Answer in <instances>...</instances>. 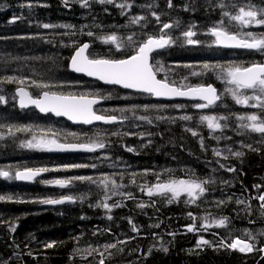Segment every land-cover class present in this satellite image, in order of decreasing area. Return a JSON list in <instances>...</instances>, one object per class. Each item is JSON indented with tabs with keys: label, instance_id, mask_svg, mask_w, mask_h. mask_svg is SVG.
<instances>
[{
	"label": "trees",
	"instance_id": "16d2710c",
	"mask_svg": "<svg viewBox=\"0 0 264 264\" xmlns=\"http://www.w3.org/2000/svg\"><path fill=\"white\" fill-rule=\"evenodd\" d=\"M248 5L264 9V0H172V7L168 0H0V81L25 80L0 83V170L13 176H0V196L6 198L0 200V264H99L101 253L104 264H264V201L258 199L264 194V135L242 128L247 121L238 119L264 112L237 104L226 91L234 86L221 78V67L264 64V50L224 49L211 34L222 20L242 38L264 33V26L241 27L223 16ZM135 17L144 19L132 23ZM164 24L172 27L162 30ZM189 30L198 43H187L183 33ZM110 35L117 36L121 49L104 42ZM160 35L174 43L154 54L159 77L185 88L214 83L221 97L216 105L201 109L196 102L157 101L69 69L85 42L92 58L123 59L134 54L129 36L139 44ZM32 81L53 87L40 89ZM19 87L34 96L50 90L101 97L96 111L120 121L86 127L21 109ZM185 115L191 119H182ZM204 115L217 117L222 127L209 129L200 120ZM34 137L98 141L105 147L58 155L23 146ZM26 168L48 171L33 183L17 181L15 172ZM78 176L97 183L74 179ZM104 177L120 187L105 188L99 184ZM57 179L71 183L65 189L49 183ZM172 180L201 183L205 192L194 203L187 194L171 203V194L148 195V188ZM62 196L73 200L61 206L42 203ZM225 217L224 226H217ZM189 226L196 230L188 231ZM235 239L253 250L228 248ZM201 240L210 243L198 246ZM112 244L116 247L106 250Z\"/></svg>",
	"mask_w": 264,
	"mask_h": 264
},
{
	"label": "snow or ice",
	"instance_id": "6c2138e0",
	"mask_svg": "<svg viewBox=\"0 0 264 264\" xmlns=\"http://www.w3.org/2000/svg\"><path fill=\"white\" fill-rule=\"evenodd\" d=\"M104 2V0H101ZM111 2V0H109ZM87 3V0H85ZM168 6L172 7V0H168ZM123 7V5H121ZM223 7V5H221ZM235 7V5H233ZM153 16L159 21L160 17L153 12ZM223 16L227 17L229 23L236 22L241 27H248L251 25L264 26V9H257L253 5L241 6L235 14H231L227 11L223 12ZM144 19V17H135L132 23H138L139 20ZM224 21L220 22V26L213 27L211 29V34L216 38L218 44H222L227 47H239L255 50H264V33L259 36L252 32H247L244 34L246 38H238L236 34L230 33L224 26ZM45 28L50 27V25L45 24ZM171 24H164L163 29L171 28ZM92 35V33H88ZM195 33L191 30L184 32L183 36L187 38L188 44H195L198 41L192 39ZM129 45L134 47V54L128 56L125 59H92L86 55V50L89 45L84 44L81 46L71 58V70L77 73H85L88 76L96 77L97 79L104 81L108 84L121 85L126 89H136L145 93H150L157 97H172V96H192L198 97L207 103H201L195 105L197 108L209 107L217 100L220 96L217 94L216 89L211 85L204 87L190 88L187 91L182 90L170 84L166 79H157L158 69H154L153 65L150 64V54L158 49H163L166 46L174 43L171 37L165 38V35H160L159 37L148 36L146 40L140 42L139 44L133 39V36L127 38ZM104 42H111L116 45L117 49H121L123 45L117 42L116 35H110L104 38ZM204 68H209V65L205 64ZM221 73L227 84L233 85V88L226 89L237 104L250 106L253 108H258L264 112V64H253L249 67H221ZM18 83L23 85L25 83L24 79H17L16 77H7L4 81L0 83ZM32 85L40 89H50L53 85L32 81ZM241 90H251V95L244 94ZM17 95L20 98V106L26 107L29 103L35 105L40 109L41 112H54L57 116H67L69 120L83 122L85 124H90L93 121H105L114 122L116 120L115 116L106 117L103 115H97L93 111V105L97 103L96 99H89L85 95L75 96V95H63L58 94L55 91L44 90L38 98H33L23 87L18 88ZM4 101V97L0 96V102ZM182 119L190 120V116H183ZM219 119H227L226 117H220ZM241 121H247V123H242L241 127L248 129L252 132L260 133L264 135V116L258 115L256 113L249 114L247 116L238 117ZM201 122H206L207 127L212 130L220 129L222 125L215 116L204 115L200 117ZM226 127V125H224ZM193 135H196L193 132ZM219 139V137H217ZM24 147L36 148L41 150H58V151H75L83 150L88 152H93L97 148H104L105 145L102 142L92 141L87 144H74V143H59L55 139H39L35 137L32 141L27 142ZM251 147V146H249ZM131 151V149H129ZM216 155H220L216 152ZM236 156H242V152L234 153ZM72 167H81V165H73ZM95 167V165H93ZM224 167V165H221ZM228 171H235V169L229 168ZM48 171L46 168L32 169L26 168L22 171H16L14 178L17 180L31 181L39 176L42 172ZM0 176L11 179L13 176L9 171L0 170ZM74 179L80 181H89L91 183H97L89 176H78ZM49 183H54L60 187H66L71 181L68 180H55ZM111 183L113 188H118L114 180L109 179V177H104L99 181L105 188ZM205 192V188L201 183L195 181H185V180H172L166 183H158L153 187L148 188V195L152 196L154 194L168 195L171 194L169 203L173 200L178 199L182 193H186L190 198L191 202H195L199 195ZM130 195V194H129ZM6 199L4 196H0V200ZM7 199H11L8 197ZM260 201H264V194L258 197ZM73 197L66 196L59 200H44L42 203L46 204H60L65 201H72ZM221 203H223L221 201ZM238 203H243L238 201ZM104 208H109L107 203L102 205ZM143 207V205H141ZM264 207V205H262ZM191 215V214H189ZM227 217L216 222L217 226H224ZM159 225H157L158 227ZM196 230L194 226H189L188 231ZM207 240L198 241V246L200 244H209ZM52 244L47 245V247H52ZM228 248L233 250H238L241 253L251 252L253 250V245L240 239H235L229 245ZM116 245H106V250L108 248H114ZM95 251V249L91 250ZM167 251V249H164ZM91 254V252H90ZM101 259L99 264H104L103 253H101Z\"/></svg>",
	"mask_w": 264,
	"mask_h": 264
},
{
	"label": "water",
	"instance_id": "95a60500",
	"mask_svg": "<svg viewBox=\"0 0 264 264\" xmlns=\"http://www.w3.org/2000/svg\"><path fill=\"white\" fill-rule=\"evenodd\" d=\"M165 38H167V37H165ZM238 38H240V37H238ZM85 44H87V45H89V47H88V49L86 50V55H88L89 56V54H88V51H89V48H90V44L89 43H85ZM84 45V44H83ZM83 45H81V46H83ZM220 47H222V48H225V49H246V50H255V49H247V48H239V47H227V46H224V45H222V44H218ZM80 46V47H81ZM79 47V48H80ZM167 47V46H166ZM78 48V49H79ZM77 49V50H78ZM76 50V51H77ZM158 50H160V49H158ZM75 51V52H76ZM157 50H155L154 52H156ZM154 52H152L151 54H150V60H149V62H150V64H152L151 63V60H152V54L154 53ZM75 54V53H74ZM73 54V55H74ZM90 58V57H89ZM70 64H71V60H70ZM70 64H69V68H70V71L71 72H73V73H75L76 75H79V76H85V77H87L88 79H92V80H97V81H99V82H101L102 84H104V85H107V86H117V87H119V88H121V89H125V90H132V91H138V92H142V91H139V90H136V89H126V88H124V87H122L121 85H115V84H108V83H105L104 81H101V80H99V79H97L96 77H93V76H88V75H86L85 73H77V72H74V71H72L71 70V67H70ZM249 67V66H248ZM157 79H160L158 76H157ZM209 85H211L213 88H215L216 89V92H217V94L219 95V89H218V87L216 86V85H214V84H208V85H200V86H204V87H207V86H209ZM175 86V85H174ZM200 86H191V87H188V88H181L182 90H184V91H187L188 89H190V88H196V87H200ZM176 87H178V86H176ZM19 88H21V87H19ZM24 88V87H23ZM178 88H180V87H178ZM25 89V91H27L31 96H32V94L30 93V91L27 89V88H24ZM17 90H18V88L16 89V96H17V103H18V106L20 107V108H24V109H29V108H35L38 112H40L41 114H43V115H47V114H52L54 117H56V118H64L65 120H67V121H69V122H71L72 124H74V125H86V126H91V125H93V124H96V123H102V124H114V123H117L119 120H118V118L116 117V120L114 121V122H105V121H93L92 123H90V124H85V123H83V122H79V121H74V120H69L68 119V117L67 116H57L54 112H41L40 111V109L38 108V107H36L35 105H33V104H28L26 107H21L20 106V98H19V96L17 95ZM145 93V92H144ZM147 94H150V93H147ZM64 95V94H63ZM152 95V94H151ZM75 96H80V95H75ZM153 96V98L154 99H156V100H166V101H175V100H189V101H200V102H205V103H207L206 101H204V100H201V99H199L198 97H192V96H172V97H157V96H154V95H152ZM33 98H38V97H34V96H32ZM89 99H96L97 100V103L96 104H94L92 107H93V111L94 112H96V106H98L99 104H101L102 102H103V99L102 98H100V97H92V96H87ZM220 100V99H219ZM219 100H217L216 102H215V104L219 101ZM214 105V104H213ZM212 106V105H211ZM96 114L97 115H101V114H99V113H97L96 112ZM104 116V115H103ZM106 117H111V116H106ZM58 142V141H57ZM59 143H62V142H59ZM74 144H78V143H74ZM49 152H51V153H57V154H66V153H80V152H88V151H83V150H75V151H58V150H53V151H49ZM20 171H22V170H20ZM46 172H42L39 176H37L34 180H31V181H23V180H18L19 182H23V183H32V182H34L37 178H39L40 176H42V175H44ZM57 185V184H56ZM69 185V184H68ZM58 187H60L59 185H57ZM67 187V186H66ZM60 188H65V187H60ZM63 198V197H62ZM62 198H58V199H53V200H59V199H62ZM68 202H71V201H65L64 203H60V204H48V205H51V206H60V205H63V204H65V203H68Z\"/></svg>",
	"mask_w": 264,
	"mask_h": 264
},
{
	"label": "rangeland",
	"instance_id": "374dc122",
	"mask_svg": "<svg viewBox=\"0 0 264 264\" xmlns=\"http://www.w3.org/2000/svg\"><path fill=\"white\" fill-rule=\"evenodd\" d=\"M51 184H54V183H51ZM182 194H186V193H182Z\"/></svg>",
	"mask_w": 264,
	"mask_h": 264
},
{
	"label": "bare ground",
	"instance_id": "6f19581e",
	"mask_svg": "<svg viewBox=\"0 0 264 264\" xmlns=\"http://www.w3.org/2000/svg\"><path fill=\"white\" fill-rule=\"evenodd\" d=\"M166 37V36H165ZM168 38V37H167ZM80 47V46H79ZM66 204V203H65ZM61 206V205H60Z\"/></svg>",
	"mask_w": 264,
	"mask_h": 264
}]
</instances>
